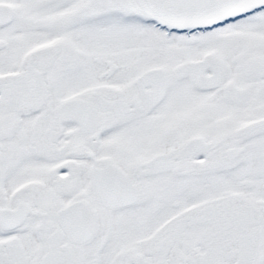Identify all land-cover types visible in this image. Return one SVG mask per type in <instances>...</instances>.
Here are the masks:
<instances>
[{
    "label": "snow or ice",
    "instance_id": "obj_1",
    "mask_svg": "<svg viewBox=\"0 0 264 264\" xmlns=\"http://www.w3.org/2000/svg\"><path fill=\"white\" fill-rule=\"evenodd\" d=\"M0 264H264V0H0Z\"/></svg>",
    "mask_w": 264,
    "mask_h": 264
}]
</instances>
